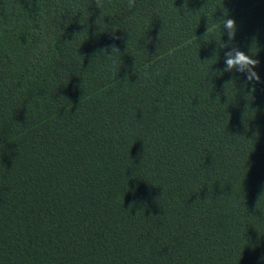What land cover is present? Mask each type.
<instances>
[{
  "label": "trees",
  "instance_id": "obj_1",
  "mask_svg": "<svg viewBox=\"0 0 264 264\" xmlns=\"http://www.w3.org/2000/svg\"><path fill=\"white\" fill-rule=\"evenodd\" d=\"M0 264H264V0H0Z\"/></svg>",
  "mask_w": 264,
  "mask_h": 264
},
{
  "label": "clouds",
  "instance_id": "obj_2",
  "mask_svg": "<svg viewBox=\"0 0 264 264\" xmlns=\"http://www.w3.org/2000/svg\"><path fill=\"white\" fill-rule=\"evenodd\" d=\"M95 4L99 9L102 10V13H104V10L110 6L111 0H95ZM75 7L78 9L79 5H76ZM127 7L130 11L132 9H135L136 0H127ZM102 22L104 23L103 17H101L97 21L98 25H100ZM219 23H220V31L222 32V34L223 33L227 34L228 41L226 43L221 41L218 45L222 49H230L224 52L225 68L223 69V71L224 72L236 71V72L244 73L249 83L252 82L259 83L261 81V78L255 70L259 65V61L252 58V56L245 54V52L241 51L239 48L230 47L231 42L235 39V36L237 34L236 21L232 18H229L228 15L225 14V18ZM209 28L210 25L204 36V40H206L210 35ZM111 51H112L111 55H107V54L105 55L106 69L113 76H115L116 73L120 71L121 57H120V51L115 45L112 46ZM214 55H218V54H214Z\"/></svg>",
  "mask_w": 264,
  "mask_h": 264
}]
</instances>
